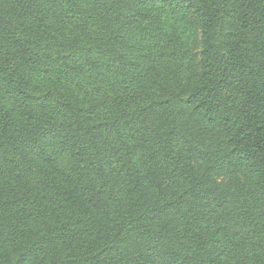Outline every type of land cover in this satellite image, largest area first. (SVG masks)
<instances>
[{
    "label": "trees",
    "instance_id": "trees-1",
    "mask_svg": "<svg viewBox=\"0 0 264 264\" xmlns=\"http://www.w3.org/2000/svg\"><path fill=\"white\" fill-rule=\"evenodd\" d=\"M0 264H264V0H0Z\"/></svg>",
    "mask_w": 264,
    "mask_h": 264
}]
</instances>
